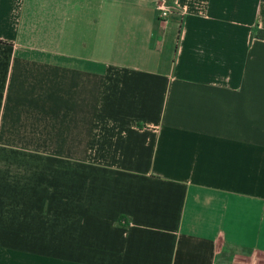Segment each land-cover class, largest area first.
Returning <instances> with one entry per match:
<instances>
[{
	"label": "crops",
	"instance_id": "crops-1",
	"mask_svg": "<svg viewBox=\"0 0 264 264\" xmlns=\"http://www.w3.org/2000/svg\"><path fill=\"white\" fill-rule=\"evenodd\" d=\"M157 1L0 0V264H264V0Z\"/></svg>",
	"mask_w": 264,
	"mask_h": 264
},
{
	"label": "built area",
	"instance_id": "built-area-1",
	"mask_svg": "<svg viewBox=\"0 0 264 264\" xmlns=\"http://www.w3.org/2000/svg\"><path fill=\"white\" fill-rule=\"evenodd\" d=\"M156 9L160 19H167L169 14L172 12L169 0H158L156 3Z\"/></svg>",
	"mask_w": 264,
	"mask_h": 264
},
{
	"label": "trees",
	"instance_id": "trees-1",
	"mask_svg": "<svg viewBox=\"0 0 264 264\" xmlns=\"http://www.w3.org/2000/svg\"><path fill=\"white\" fill-rule=\"evenodd\" d=\"M252 35L264 38V28L256 27L255 30L253 31Z\"/></svg>",
	"mask_w": 264,
	"mask_h": 264
},
{
	"label": "rangeland",
	"instance_id": "rangeland-1",
	"mask_svg": "<svg viewBox=\"0 0 264 264\" xmlns=\"http://www.w3.org/2000/svg\"><path fill=\"white\" fill-rule=\"evenodd\" d=\"M30 31V30H29Z\"/></svg>",
	"mask_w": 264,
	"mask_h": 264
}]
</instances>
